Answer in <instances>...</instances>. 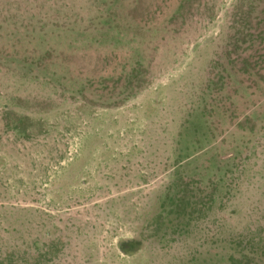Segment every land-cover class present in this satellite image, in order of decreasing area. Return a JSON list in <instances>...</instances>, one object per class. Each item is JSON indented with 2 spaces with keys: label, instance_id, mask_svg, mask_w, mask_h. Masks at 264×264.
Instances as JSON below:
<instances>
[{
  "label": "rangeland",
  "instance_id": "obj_1",
  "mask_svg": "<svg viewBox=\"0 0 264 264\" xmlns=\"http://www.w3.org/2000/svg\"><path fill=\"white\" fill-rule=\"evenodd\" d=\"M176 175L197 210L160 239ZM260 235L264 0H0V264H228Z\"/></svg>",
  "mask_w": 264,
  "mask_h": 264
},
{
  "label": "trees",
  "instance_id": "obj_2",
  "mask_svg": "<svg viewBox=\"0 0 264 264\" xmlns=\"http://www.w3.org/2000/svg\"><path fill=\"white\" fill-rule=\"evenodd\" d=\"M175 179V184L172 185L174 187H178L179 190H181V194H179V192L175 189L170 190L171 186L169 187L168 190H166V192L162 193V195L160 196V199L158 201V211H157V216H155L154 222H155V227H156V231L155 233L157 234V236L162 239L165 237L166 234L162 233V229L165 225V221L167 219V217L169 216V213L171 212H175L176 215H180L182 214L185 220H189L192 218V214L194 213V211H196V206H197V202L196 201H192V194H195V192L190 188L189 184H185L181 181V178L179 175H176ZM219 183L220 181H218V184H214V188L213 190H219ZM214 194V199H216L217 196V192L211 193ZM220 198V197H218ZM179 222L183 223L185 222L183 219H181ZM189 223L185 224V225H180L178 224L177 226L179 228H183L184 226L188 225ZM162 233V234H161ZM242 242H244V246L246 248H249L251 250H249V253H245L244 251H241L238 253V255H236L235 253L230 252L228 255V264H257L255 257L258 255V252L261 255H264V235H260L259 237H249L247 239H243L238 241V245H241ZM251 253H253L254 255H251ZM11 264V263H9ZM22 264H29V263H22ZM32 264V263H31ZM34 264V263H33Z\"/></svg>",
  "mask_w": 264,
  "mask_h": 264
}]
</instances>
